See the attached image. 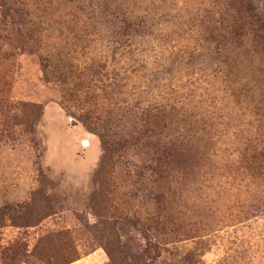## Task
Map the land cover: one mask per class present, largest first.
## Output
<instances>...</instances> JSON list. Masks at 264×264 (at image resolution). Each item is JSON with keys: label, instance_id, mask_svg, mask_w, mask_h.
Here are the masks:
<instances>
[{"label": "rangeland", "instance_id": "rangeland-1", "mask_svg": "<svg viewBox=\"0 0 264 264\" xmlns=\"http://www.w3.org/2000/svg\"><path fill=\"white\" fill-rule=\"evenodd\" d=\"M230 1L0 0V102L28 105L0 107V264H111L116 249L123 264H158L151 232L136 222L154 211L142 196L149 183L138 181L155 152L132 139L131 124L153 103L168 114L159 144L182 145L163 190L164 256L264 264V173L249 172L242 156L255 119L242 109L246 94L264 96L259 61L250 41L219 57L203 42ZM137 17L147 27L113 28ZM224 79L244 103L224 92ZM96 118L107 122L104 139L86 126ZM121 138L128 145L118 150ZM100 168L114 189L96 201ZM39 172L52 212L29 222Z\"/></svg>", "mask_w": 264, "mask_h": 264}, {"label": "trees", "instance_id": "trees-1", "mask_svg": "<svg viewBox=\"0 0 264 264\" xmlns=\"http://www.w3.org/2000/svg\"><path fill=\"white\" fill-rule=\"evenodd\" d=\"M231 2V1H230ZM232 11L227 14V17L223 18L217 23L221 26V29L213 27L212 30L208 31L203 38V42L208 46V50L214 57L224 56L226 52L230 51L235 42L239 40L250 41V46L254 54L256 55L259 66L258 73L260 74L262 80L264 81V7L261 6V3H264L263 0H232ZM5 8V7H4ZM7 15V9L3 17ZM133 19V18H132ZM117 22L112 23L113 28L121 32V34H126L129 28L147 27V19L145 17L134 18V22L130 23L127 18L122 20L116 19ZM223 24L225 26H223ZM126 31V32H125ZM120 34V33H119ZM70 68H73L72 66ZM68 69V68H67ZM69 70V69H68ZM70 71V70H69ZM71 72V71H70ZM224 75V73H223ZM229 74L223 76L228 77ZM106 77V75H103ZM225 84L224 92H231L232 97L238 98V100L243 98L244 93L242 88L238 87L235 83L228 82L225 79L223 80ZM246 85L244 86V91H247ZM153 91V90H152ZM157 95H154V98L159 97L160 89L155 90ZM151 94V93H150ZM158 96V97H157ZM255 96L251 94H246L245 104H243L242 109L244 111L252 112L254 116L253 123H250L246 132L243 134L242 142V156L246 164V168L249 172L254 174L264 173V96ZM241 102V100L239 101ZM237 103V101H236ZM242 103H244V98ZM245 105V106H244ZM0 107L6 109L7 112L13 111H24L28 105L10 103L8 101H1ZM37 109V117L33 119L30 123L29 133L33 136L35 134L34 126L38 121L40 116V110ZM141 113L133 115L132 118V128L135 140L137 141H146L149 147L152 146V149L155 152V157L148 159L146 161L147 165H144L143 168L148 169L149 179L144 178V174H139L138 182L145 179V182H148L149 188H143V197L145 200V208L153 207L154 211L146 215V218L143 220L139 219L136 222L142 224L144 229L151 232L152 237L148 241V252L153 251L156 253L155 259H157L158 264H202L200 260L194 254H187L180 259L176 257L164 256L165 245L160 242V236L165 234L167 225L163 220L162 206L164 204V186H166L167 180H169L172 165L174 162V151L178 147L182 146L178 142L168 143L160 145L159 141L163 139L162 129H165L166 121L168 120V114L165 108L159 103L147 104ZM95 123L86 124V126L92 132H98L101 139L105 138L103 131L107 125L104 119H95ZM102 131V132H101ZM143 138V139H141ZM149 142V143H148ZM118 146V150L124 149L128 145V141L124 138H121L119 142L114 144ZM111 146H113L111 144ZM113 156L107 155L104 158V165L107 161H111ZM148 166V167H147ZM142 170V169H141ZM140 171V170H139ZM144 171V170H143ZM111 174L105 173L103 168H100L95 175V183L97 190L95 192L96 201L103 199L107 192L113 188L110 186ZM38 195L40 197L39 203L35 204L32 208L26 209L25 213H28L26 216H30L32 221L34 220H43L52 212L51 200L50 198H45L44 193L45 189L48 188L49 182L45 179L42 172H39L38 176ZM131 197L134 199L138 198L137 193H131ZM45 201L46 204H42L41 201ZM43 205L44 208H36L38 205ZM150 206V207H149ZM31 220V219H30ZM136 220V218H135ZM25 224V223H24ZM30 226V225H25ZM117 250L108 251V255L111 261V264H123L122 259L117 254ZM179 258V257H178ZM76 258L69 259L63 264H70L76 261Z\"/></svg>", "mask_w": 264, "mask_h": 264}, {"label": "bare ground", "instance_id": "bare-ground-1", "mask_svg": "<svg viewBox=\"0 0 264 264\" xmlns=\"http://www.w3.org/2000/svg\"><path fill=\"white\" fill-rule=\"evenodd\" d=\"M87 146H88V144H85V145H84V147H87Z\"/></svg>", "mask_w": 264, "mask_h": 264}]
</instances>
